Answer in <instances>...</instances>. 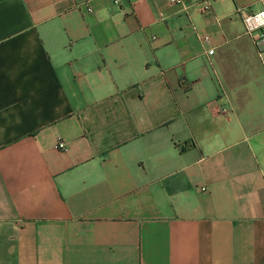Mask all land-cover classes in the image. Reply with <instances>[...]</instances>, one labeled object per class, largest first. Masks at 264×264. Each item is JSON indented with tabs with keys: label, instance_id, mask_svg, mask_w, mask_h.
<instances>
[{
	"label": "crops",
	"instance_id": "0c3cea01",
	"mask_svg": "<svg viewBox=\"0 0 264 264\" xmlns=\"http://www.w3.org/2000/svg\"><path fill=\"white\" fill-rule=\"evenodd\" d=\"M261 7L0 0V264H264Z\"/></svg>",
	"mask_w": 264,
	"mask_h": 264
},
{
	"label": "built area",
	"instance_id": "2783aa9c",
	"mask_svg": "<svg viewBox=\"0 0 264 264\" xmlns=\"http://www.w3.org/2000/svg\"><path fill=\"white\" fill-rule=\"evenodd\" d=\"M174 3L182 2L183 0H171ZM240 19L242 22L243 33L248 37L254 47L256 57L259 63L264 68V7L255 10H244ZM207 36L203 35L202 39ZM211 48L207 52H211ZM57 146H63L62 142H58Z\"/></svg>",
	"mask_w": 264,
	"mask_h": 264
}]
</instances>
